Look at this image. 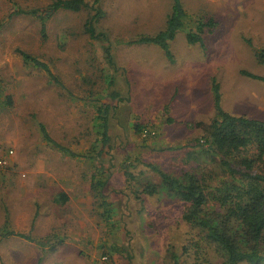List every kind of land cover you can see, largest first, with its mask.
<instances>
[{
	"label": "rangeland",
	"instance_id": "rangeland-1",
	"mask_svg": "<svg viewBox=\"0 0 264 264\" xmlns=\"http://www.w3.org/2000/svg\"><path fill=\"white\" fill-rule=\"evenodd\" d=\"M51 1L0 0V85L3 97L13 99L0 108V149L15 152L0 182V234L8 222V229L34 239H0V264H174L176 257L195 264L182 253L191 236L183 219L187 204L163 191L139 197L136 190L146 178L160 180L146 163L176 174L198 163V148L189 142L202 134L197 123L215 116L214 80L226 111L264 119V81L242 72L264 75L256 55L264 48V0H183L189 18L218 23L202 43L190 44L181 31L172 55L157 44L130 43L165 27L172 0H103L106 15L98 26L109 42L84 32L88 9L58 11L48 21L47 39L37 18L16 13ZM109 45L114 66L106 58ZM18 50L47 63L59 82L28 65ZM97 98L114 107L103 153L114 221H106L92 189L93 163L56 145L87 154L99 138ZM137 122L145 125L142 135ZM62 192L65 203L57 201ZM118 247L122 254H112ZM208 258L202 264H221Z\"/></svg>",
	"mask_w": 264,
	"mask_h": 264
},
{
	"label": "trees",
	"instance_id": "trees-1",
	"mask_svg": "<svg viewBox=\"0 0 264 264\" xmlns=\"http://www.w3.org/2000/svg\"><path fill=\"white\" fill-rule=\"evenodd\" d=\"M103 0H52L43 7L28 10L20 9L16 13L28 14L40 21L41 35L47 39L48 21L60 10L82 11L88 9L90 14L84 23V32L93 40L110 41L109 34L99 29V22L106 12L102 7ZM214 19L194 20L189 18L183 0H172V8L167 17L165 27L154 34H141L130 43L159 45L168 55L171 54L172 41L181 31H186L190 44L203 42L205 31L217 26ZM23 60L33 67L44 70L51 80L59 82L50 66L38 57L18 50ZM106 58L111 66L115 65L113 48H105ZM258 62L264 65V49L257 52ZM249 77L264 81V75L242 71ZM110 85L113 80L109 77ZM216 113L209 123H197L202 128V134L189 143L198 148L194 159L196 165L183 169L180 173H170L161 170L156 164L146 163L156 172L160 180L144 179L136 192L140 195L154 194L163 191L169 196L187 204L183 219L190 229L191 236L183 245V254L195 260V264L208 261V256L214 255L221 264H264V119L249 117L246 114H234L222 106V95L219 83L214 80ZM110 96L115 99L119 93L115 91ZM94 99L96 107L94 123L99 133L96 141L87 154H79L70 148L57 147L72 157H84L93 163L92 189L104 208L102 215L106 221H114L117 208L108 202L105 188L110 175L105 168L103 153L110 141V121L114 107L111 104ZM12 106L13 99L3 97L0 85V108ZM174 122L173 118L168 119ZM134 128L140 135L146 130L142 123H135ZM41 131L45 140L53 142L44 124ZM102 145V146H101ZM186 146H189L188 144ZM192 153L187 159H193ZM205 154L206 156L201 155ZM142 162V161H141ZM127 168V165L125 164ZM129 168V166H128ZM129 179H135V174L126 171ZM68 196L62 192L57 198L59 203H65ZM9 235H19L34 241L29 234L15 232L4 227L0 239ZM111 253L123 250L112 248ZM174 264H182L176 257ZM186 264V262H185Z\"/></svg>",
	"mask_w": 264,
	"mask_h": 264
},
{
	"label": "built area",
	"instance_id": "built-area-1",
	"mask_svg": "<svg viewBox=\"0 0 264 264\" xmlns=\"http://www.w3.org/2000/svg\"><path fill=\"white\" fill-rule=\"evenodd\" d=\"M14 153L13 149H0V176L10 166V158L14 155Z\"/></svg>",
	"mask_w": 264,
	"mask_h": 264
},
{
	"label": "crops",
	"instance_id": "crops-1",
	"mask_svg": "<svg viewBox=\"0 0 264 264\" xmlns=\"http://www.w3.org/2000/svg\"><path fill=\"white\" fill-rule=\"evenodd\" d=\"M264 49V48H263ZM5 150V149H4ZM15 154V153H14ZM14 164V155L10 158V163H9V167L6 169V171L0 176V182L5 178V176L8 174V172L10 171V168H12ZM9 225L8 222L5 223L3 226H2V230H3V227ZM2 239V238H1Z\"/></svg>",
	"mask_w": 264,
	"mask_h": 264
}]
</instances>
